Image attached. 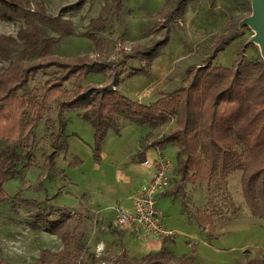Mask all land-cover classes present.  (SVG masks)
<instances>
[{"label":"rangeland","instance_id":"obj_1","mask_svg":"<svg viewBox=\"0 0 264 264\" xmlns=\"http://www.w3.org/2000/svg\"><path fill=\"white\" fill-rule=\"evenodd\" d=\"M22 1L30 8L42 3L48 14L71 22L74 32L65 37L43 28L44 36L57 39L50 54L62 57L89 54L92 59L101 61L124 60L127 54H131L130 46L133 43L142 48L150 46L160 33L153 31V28L158 23L163 25L155 14L164 0H122L123 8H110L107 14L102 15L106 21L98 29H93L90 22L99 16L102 7L110 0ZM248 8L249 0H188L184 18L170 26L168 42L152 61L147 75L128 77L133 69L144 65L136 58H126L125 66H119L123 70L121 93L147 105L151 101L147 102L149 97L141 93L151 94L150 98H154L174 91L185 81L189 66L201 64L211 54L217 32L229 20H232L229 31L235 39L228 41L224 49L218 52L213 64L230 67L237 50L242 46H245L247 60L258 58V47L247 43L252 31L244 25L238 27V22L248 15ZM22 26L21 19L13 22L0 20V34L15 36ZM87 33L101 38L102 52L97 53ZM16 50L12 59L17 57L20 46ZM8 64L9 60H0V71ZM53 75L54 69L37 73L31 78L26 91L40 101L44 87ZM88 78H70L59 97L45 103L46 109L40 113V120L31 127H27L26 122H31L34 114L28 111L22 114L14 144L18 152L30 157L29 167L21 169L17 176L3 186L6 198L0 202V262L33 264L43 249L52 253L44 264H111L119 255L120 250L117 253V248L111 244L99 248L95 254L87 238L95 228L96 220L83 214L81 207L73 204L74 197L81 203L84 196L77 194L73 187H68L75 186L77 182L80 186H100L107 181L118 186L123 184L121 174L110 171L103 175L101 171L92 169L93 146L88 145L93 140L91 125L81 117H76L73 110L67 112L66 120L58 116L57 100H64L79 87L101 80L92 75ZM69 118L72 119L70 123ZM123 118L118 122L122 129L119 139L122 140L121 144L108 139L104 145L109 156L112 152L121 157L127 156L138 142L141 143L140 147L154 146V139L168 133L175 125L174 119L170 118L157 126L136 122L126 126ZM61 119L66 123L65 138L67 131L71 133L73 129L78 131L82 140L56 138ZM151 139V143L147 144ZM53 142L54 147L51 146ZM5 145L4 141H0V150ZM173 146L169 144L164 147L163 156L172 163L173 186L168 192L172 194L162 197L157 206L163 226L171 227L168 229L175 233L170 247L175 254L181 255L175 256L169 249L173 255L171 264H264V219L253 217L245 205L241 191L242 170H232L224 179L214 173L196 184L181 180L176 160L178 149ZM50 148L55 153L54 165L46 160ZM71 152H76L77 157L80 155L82 168L75 170L78 165L75 164L79 162ZM147 153L150 159L156 155L152 147L148 148ZM67 179H70V183ZM55 193L58 195L53 197ZM226 193L229 194L228 200L224 198ZM200 211L213 221V226L208 230L198 224ZM49 213L50 219H57L63 213L70 214L73 219L68 229L75 240L82 238L78 244L71 242L68 245L64 257L53 255L64 249L59 236L50 232L43 220L37 219L40 217L38 214ZM193 254L198 263L194 261Z\"/></svg>","mask_w":264,"mask_h":264},{"label":"trees","instance_id":"obj_2","mask_svg":"<svg viewBox=\"0 0 264 264\" xmlns=\"http://www.w3.org/2000/svg\"><path fill=\"white\" fill-rule=\"evenodd\" d=\"M187 3L188 0H164L155 14L158 21L163 22V25L158 23L153 28V31H160L158 38L147 48L133 43L131 54L125 56L144 64L133 69L128 77L147 75L153 59L168 42L170 26L184 18ZM122 5V0L107 2L99 16L91 20L93 29L103 26L106 18L102 15L107 14L110 8L115 6L116 10H121ZM249 12L250 3L246 14ZM18 19L23 21V26L15 36L0 34V60H9V64L0 71V141L6 144L0 150V202L6 198L4 184L17 176L21 169L29 167L30 157L18 152L14 144L22 114L26 111L34 114V119L26 122V126L31 127L40 120V113L46 109L45 103L57 99L70 78L84 79L89 74H100L101 84L88 83L68 98L56 102L59 116L62 110H76L91 125L95 160L99 159L108 131L118 134L121 116L126 117L123 118L125 120L150 126L166 123L172 118L174 128L154 139L153 145L157 149L168 144L177 147L180 179L196 184L205 181L211 174L217 173L224 179L230 171L241 169L245 205L253 217L264 219V62L260 56L247 60L245 46H242L230 67L213 64L218 52L228 41L235 39L229 31L232 20L217 32L211 54L201 64L189 66L184 83L144 105L121 93V67L125 66L126 58L101 61L92 59L89 54L75 57L52 55L50 52L57 39L44 36L43 28L65 37L74 32L71 22L48 14L42 3L30 8L22 0H0V20L13 22ZM86 35L92 39L97 53L102 52L101 38L92 33ZM17 46L20 50L12 59ZM49 69H54V75L44 87L39 101L26 89L34 75ZM60 121L56 138L65 140L66 123L62 119ZM54 144L51 146L54 147ZM54 157L55 153L46 154L50 165H54ZM57 195L55 193L53 197ZM228 197L226 193L224 198ZM38 215L37 219L43 220L48 230L59 236L64 244L62 251L53 254L56 257L66 256L71 242H81L82 238L75 240L68 229L73 219L70 214L63 213L57 219H50L51 213ZM197 220L204 229L213 226L211 217L203 211L198 212ZM51 255L43 249L33 264H44ZM172 259L170 250L163 246L140 258L129 256L122 250L111 264H171Z\"/></svg>","mask_w":264,"mask_h":264},{"label":"crops","instance_id":"obj_3","mask_svg":"<svg viewBox=\"0 0 264 264\" xmlns=\"http://www.w3.org/2000/svg\"><path fill=\"white\" fill-rule=\"evenodd\" d=\"M90 75L95 77H100L101 80L94 82V84H101L102 76L100 74H89L87 76V79H89L88 77H90ZM137 75H142V74H137ZM122 83L123 82L120 83V88L123 90ZM180 85H178V87ZM141 94L149 97L147 102L150 101L153 102L160 97L159 95L158 96L156 95L154 96V98H150L151 94L148 95L145 94L144 92ZM68 111L69 110H62V112L60 113L61 118L66 120V118H68L66 116ZM73 111L72 112L75 114L76 117L77 116L80 117L78 111L76 110ZM71 121L72 119L69 118L68 123H70ZM121 122H123V120H121ZM124 123L127 126L132 122L125 120ZM121 131L122 129H119L118 134H115L113 131H108L105 140L101 145V151L99 152V159L95 160L93 158L94 167L92 169L101 171L103 175L109 173L110 171L112 173L115 172L116 174H121L123 178L121 182H123V184L118 186L116 183L111 184L110 182L107 181L104 185H100V186H80L79 183L77 182L75 186H68L69 188L73 187L74 191H76L77 194L81 193L80 195L84 196V199L81 200L82 201L81 203L78 198L75 197L74 199L72 198L74 201L73 204L75 203L74 205L76 207H81V212L83 214L88 215L91 218L94 217L96 222H98L96 223L94 221L95 228L91 230V234L88 236L87 242L89 243L90 246H92V249H94L95 254L99 251V248L107 247L111 244L113 245V247L117 248V253L119 250L120 252L124 250L127 252L129 256L136 258L142 257L150 252L158 251L163 246H166L168 249L172 250V248L170 247L171 246L170 243L173 242L175 233L171 229H168L171 227L167 228L163 226L162 222L161 223L163 229L165 231L172 232L171 235L147 234L144 233L142 230H136L133 227V225L119 226L116 224L115 216L118 209L128 214H133L134 210L131 200V196L133 192L138 188L139 185L146 183L151 179V176L154 171V159H156V156H158V154L165 156L164 149L167 147V145L164 146L165 148L162 147L160 149H156L152 145L140 147L141 143L138 142L137 145L135 144L134 150L131 151L127 156L121 157L115 154V152H112V154L109 156L105 152L104 145H106L108 139L111 140L113 143L118 141L117 143L121 144L122 140H119L121 136ZM71 138L82 140V137L79 135L78 131L73 129L71 133L67 131L65 139H68L69 141V139ZM144 139L145 138H143V141ZM138 140L140 139L138 138ZM151 141L152 139L146 143L149 144L151 143ZM88 145L90 147L91 145L93 146V140L90 141ZM150 147L154 149L156 154L153 157V159H150L147 156V154H149L147 153V150ZM173 147H175V149L177 150L176 146ZM75 153L76 152H71V154L75 155L77 161L79 162L75 164V165L78 164L77 167H75V170H78L83 167V161L80 155L79 157H77ZM92 157H93V152H92ZM145 159L150 160L151 163L144 164L143 161ZM69 181L70 179H67V182ZM71 184H73L72 181ZM170 190L171 189L167 190L166 192H164L162 195L159 196L157 200V206L162 197L168 194H172V193H168ZM173 254L175 256H181L175 254L174 251ZM192 256L194 258V261L198 263L195 259L196 256L194 254Z\"/></svg>","mask_w":264,"mask_h":264},{"label":"built area","instance_id":"obj_4","mask_svg":"<svg viewBox=\"0 0 264 264\" xmlns=\"http://www.w3.org/2000/svg\"><path fill=\"white\" fill-rule=\"evenodd\" d=\"M144 164L151 163L145 159ZM171 163L158 154L154 159V171L151 179L138 186L131 196L133 214L117 210L115 221L119 226L133 225L136 230L145 233L171 235L172 232L163 229L160 212L157 208V200L172 184Z\"/></svg>","mask_w":264,"mask_h":264},{"label":"water","instance_id":"obj_5","mask_svg":"<svg viewBox=\"0 0 264 264\" xmlns=\"http://www.w3.org/2000/svg\"><path fill=\"white\" fill-rule=\"evenodd\" d=\"M250 13L238 22V27L247 26L252 35L247 43H253L258 47L259 55L264 62V0H249ZM52 153V148L48 154Z\"/></svg>","mask_w":264,"mask_h":264}]
</instances>
